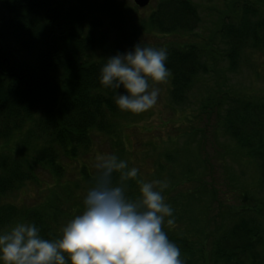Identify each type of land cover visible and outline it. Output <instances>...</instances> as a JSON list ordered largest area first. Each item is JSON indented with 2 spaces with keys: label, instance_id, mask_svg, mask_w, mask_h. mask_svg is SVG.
Listing matches in <instances>:
<instances>
[{
  "label": "trees",
  "instance_id": "16d2710c",
  "mask_svg": "<svg viewBox=\"0 0 264 264\" xmlns=\"http://www.w3.org/2000/svg\"><path fill=\"white\" fill-rule=\"evenodd\" d=\"M132 1L0 0V232L31 222L43 237L58 238L62 227L83 211L84 196L94 184L96 169L82 159L93 144L106 139L113 144L110 154L124 159L128 148L122 138L134 114L116 105L115 93L100 83V68L107 57L157 32L168 39L154 47L168 52L170 102L185 104L195 84L201 96L206 91L201 113L187 117L192 130L185 146L175 147L176 137L169 135L173 147L162 150L155 162V174L169 168L175 175L181 157L197 163L193 167L188 161L178 170V180L171 172L169 180L161 176L170 182L163 195L175 216V223L165 222L163 229L181 249L185 264H264V197L246 190L239 201L226 204L204 178L213 175L215 166L205 156L207 145H219L222 130L227 137L219 164L228 167L223 161L229 157L252 161L264 182V90L234 91L220 67L227 61V71L236 72L243 59L264 53V0H228L208 37L197 34L202 16L193 0H154L145 17L136 14L144 7ZM209 118H215L213 124ZM199 123L214 131L206 136L208 130L197 128ZM150 138L156 147L166 141L161 132ZM193 148L195 157L189 154ZM152 176L146 179L139 170L137 179L126 181L127 195L135 199L138 180L151 181ZM184 181L192 187L182 192ZM237 182L231 174L228 188L237 190ZM29 184L42 192L37 203L27 207L10 200Z\"/></svg>",
  "mask_w": 264,
  "mask_h": 264
},
{
  "label": "clouds",
  "instance_id": "9594fccd",
  "mask_svg": "<svg viewBox=\"0 0 264 264\" xmlns=\"http://www.w3.org/2000/svg\"><path fill=\"white\" fill-rule=\"evenodd\" d=\"M164 47L136 43L106 58L100 83L114 93L121 111L139 114L158 103L160 88L171 71ZM123 89V91H120ZM94 184L83 199V211L68 221L56 239L41 235L31 222H17L0 232V264H185L181 249L163 229L175 223L173 207L163 195L167 180H138L132 199L126 181L139 169L116 154L95 160Z\"/></svg>",
  "mask_w": 264,
  "mask_h": 264
},
{
  "label": "rangeland",
  "instance_id": "374dc122",
  "mask_svg": "<svg viewBox=\"0 0 264 264\" xmlns=\"http://www.w3.org/2000/svg\"><path fill=\"white\" fill-rule=\"evenodd\" d=\"M132 1V0H131ZM197 3L200 9V13L202 16V22L197 30L198 36L201 35L203 37H208V35L215 30L218 23L221 22V16L227 11L228 9V0H193ZM133 2V1H132ZM155 6L154 0L146 7L140 8L136 12V14L141 17L148 16L151 13L152 7ZM4 14V10L2 4L0 3V20ZM220 16V17H219ZM219 18V19H218ZM139 24V21L136 20L135 26ZM165 35H161L157 32H149L139 38V42L144 44H148L152 47L155 45H164L168 39L164 37ZM218 46H220V50H223V43L220 42V39H216ZM135 45V44H134ZM126 47V51H129L133 48V46ZM159 48V46H157ZM124 53V52H123ZM241 66L236 72L227 71L228 63L227 61H222L220 63L221 69H225L226 74V83L227 85H232L234 91H245L247 93L259 90H264V53H257L248 59H243L241 62ZM260 73L261 75H258ZM203 79V78H202ZM210 81H213V78L210 77ZM197 83V82H196ZM155 87L160 88V94L158 103L152 109H149L146 112H142L139 114H134V116L128 121H132L133 126L125 133L122 140L125 146L128 148V153L124 156V160L128 161L132 166L137 167L141 172L142 175L148 179V176H152L155 174L156 170L155 165L156 160L158 159L159 153L166 148L173 147L172 143L167 140V137L170 135L172 137H176V144L175 147L182 148L185 146V142L189 138V134L187 131L192 130V127L187 120L188 116H195L198 113H201L200 103L202 100V96L205 94L206 91L200 95L201 87L200 85H194L191 92L188 94V99L185 104L177 105L170 102V95L169 91L171 89V81L170 79L166 83H159L153 85ZM213 86V85H211ZM227 89V88H226ZM215 118H209L208 123L211 124L214 122ZM206 121V120H205ZM166 124V125H165ZM213 124V123H212ZM131 125V124H130ZM208 130L205 133L206 136H209L213 131V127L209 126L206 128L204 124H200L197 126ZM195 128V127H194ZM218 137V144H214V148L212 145H207L209 154L206 153L205 156H211L210 160L213 161L215 166L213 167V175L206 170V174H211L204 178L207 180V184L205 185L207 188L210 186L215 185L217 189V194L222 199V201L227 202L226 204L233 203L239 200H236L240 196V192L249 190L251 194L258 198L264 197V182L260 180L261 173L257 168V164L252 161H237L229 157L225 159L224 164L228 167H222L219 164V159L222 157L223 145L221 144L225 141V137L222 134V130H219ZM162 133V136L166 139L163 144H160L159 147L154 146L155 143L150 135L152 133L159 134ZM180 136V137H178ZM231 142V140H230ZM112 143L106 139L104 140H97L93 146L92 150L88 152L86 155L83 156L84 162L88 165L89 168H95V160L96 156L104 153L110 154L112 151ZM192 146L195 144L192 142ZM167 150V149H166ZM174 150V149H173ZM113 152V151H112ZM116 154V153H114ZM190 156L197 155V149L193 148L190 149L189 152ZM182 158V157H181ZM179 160L177 163L179 168L178 170L184 169L187 163L193 164L191 166L197 167V163H192L193 158L189 157L188 161L186 162L184 159ZM133 164H132V163ZM174 166V165H173ZM172 166V167H173ZM70 169V168H69ZM172 169V168H171ZM199 169V167H198ZM164 173L155 174V178L152 176L151 181L154 179H161L163 176L165 179L169 180V173L171 170H167V168H162ZM177 170L179 175H175L171 172V176L174 175L175 179H179L181 177V172ZM72 171V170H71ZM231 174L236 176L238 182L236 183L235 187L237 190H233L232 188H228L227 181L230 180ZM177 176V177H176ZM41 181L43 184V180H46V177L43 173L40 174ZM215 180L211 182L210 180ZM162 180V179H161ZM261 182V183H260ZM170 182L168 181V184ZM178 183V182H176ZM180 191L185 192L187 189H191V185L184 181L180 186ZM42 190L43 186H41ZM240 188V189H239ZM179 191V190H178ZM42 198V192H39L38 187L34 186L33 184H29L28 186L24 187L21 191L13 195L10 200L12 202L17 203L18 205L29 206L33 203H37V199ZM204 199V198H203ZM205 201L201 202V205L197 210H203V206ZM196 205V202L193 203Z\"/></svg>",
  "mask_w": 264,
  "mask_h": 264
},
{
  "label": "water",
  "instance_id": "95a60500",
  "mask_svg": "<svg viewBox=\"0 0 264 264\" xmlns=\"http://www.w3.org/2000/svg\"><path fill=\"white\" fill-rule=\"evenodd\" d=\"M136 5H138L139 7H146L148 6L152 0H133Z\"/></svg>",
  "mask_w": 264,
  "mask_h": 264
}]
</instances>
